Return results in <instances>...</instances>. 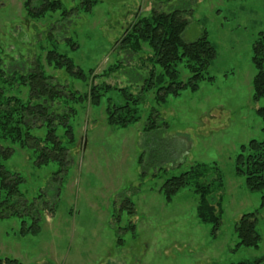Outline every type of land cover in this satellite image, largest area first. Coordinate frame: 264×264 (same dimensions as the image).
I'll list each match as a JSON object with an SVG mask.
<instances>
[{
  "label": "rangeland",
  "instance_id": "rangeland-1",
  "mask_svg": "<svg viewBox=\"0 0 264 264\" xmlns=\"http://www.w3.org/2000/svg\"><path fill=\"white\" fill-rule=\"evenodd\" d=\"M51 1L0 0L1 68L20 77L40 67L52 82L83 100L53 105L58 112L70 105L76 110L71 120L74 140L58 129L69 151L64 167L58 162L38 166L31 149L3 143L14 148L5 166L24 178V197H42L37 201L39 233L23 235L17 216L0 219V257L25 264H255L264 258L262 192L251 191L245 177L236 173L241 146L251 139L264 141L257 114L264 98L253 99L257 70L252 59L256 41L264 36V0H59L60 8L33 17ZM175 9L188 20L186 42L206 30L216 46L217 57L208 70L213 80L164 103L150 91L138 108L139 121L127 128L109 125L107 108L126 104L118 89L139 95L141 75L151 68L147 45L130 55L118 49V41L153 10ZM51 51L71 58L87 79L50 63ZM116 64L119 68L113 70ZM179 71L186 82L190 72L184 62ZM93 85L114 90L93 105L86 97ZM6 93L26 100L30 92L15 82ZM153 109L169 127L147 133L144 127ZM34 132L43 136L45 130ZM196 164L208 166L204 182H214L215 202L221 204L216 237L212 225L197 215L199 196L192 185L171 202L162 191L168 178ZM127 199L134 214L123 207ZM53 206L55 212L49 213ZM252 212L261 241L258 247H238L235 225Z\"/></svg>",
  "mask_w": 264,
  "mask_h": 264
},
{
  "label": "trees",
  "instance_id": "trees-1",
  "mask_svg": "<svg viewBox=\"0 0 264 264\" xmlns=\"http://www.w3.org/2000/svg\"><path fill=\"white\" fill-rule=\"evenodd\" d=\"M88 4V2H87ZM41 8V7H40ZM60 8V1L53 0L42 6L39 11H34L33 17L41 16L47 10ZM188 27V20L182 16L179 9L171 11L153 10L147 17L136 20L118 41V49L130 55L139 54L144 45L150 48L151 55L147 60L151 68L145 75H141L140 94L134 96L127 88H119L126 104L123 106H109L107 108V121L109 125L127 128L139 121L138 108L143 104L146 93L155 90V99L164 103L169 96L178 97L181 92L190 88L197 91L204 80H213L208 75V70L217 57V48L210 41L208 32L192 42L183 39V33ZM253 63L257 70L253 79V99L258 101L264 98V36L254 45ZM50 63L56 67L64 68L71 76L86 80L83 69L77 67L71 58L66 55L51 51L47 55ZM185 63L190 72L186 82L181 79L179 65ZM119 68L118 64L113 70ZM93 70H90L92 73ZM15 82L29 88L26 100L13 95H7V87H12ZM114 90L110 85L95 86L90 88L88 97L93 105H100L101 98L107 92ZM104 93V94H103ZM81 102V97L76 92H68L66 87L51 81L40 67L35 68L20 77L9 75L1 68L0 60V219L17 216L22 219L21 233L23 235L37 234L41 230L40 209L35 198L27 200L21 192L20 186L24 178L17 172L9 170L5 161L10 159L14 148L3 143L10 141L22 149H31L37 154V165L42 166L51 162H58L62 167L68 162L69 151L63 145L58 134V129L65 131V136L70 142L74 140L72 118L76 110L70 105L68 110L55 111V101ZM257 114L264 124V106L257 109ZM169 124L161 120L160 113L153 109L149 120L144 127L147 133H154L166 129ZM45 130L43 136L36 135L35 130ZM208 166L196 164L180 175L168 178L162 191L166 200L171 202L174 196L183 188L192 185L199 196L197 215L201 222L211 224V234L216 237L222 224V210L220 202H215L213 193L214 182H204ZM236 173L244 176L246 185L251 191L262 192L261 207H264V141L251 139L248 144L241 146V151L236 158ZM221 181V179H220ZM218 206V207H217ZM129 214L135 213V208L130 199L123 206ZM56 207H48V212H55ZM29 220L32 223H28ZM256 212L244 214L235 225L239 238L238 247H258L261 237L256 229ZM264 263V258L258 259L255 264ZM0 264H25L16 258L0 257ZM239 264H252L240 262Z\"/></svg>",
  "mask_w": 264,
  "mask_h": 264
}]
</instances>
